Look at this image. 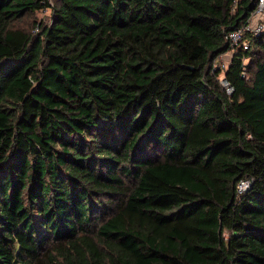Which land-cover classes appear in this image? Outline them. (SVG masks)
<instances>
[{"label":"trees","instance_id":"obj_1","mask_svg":"<svg viewBox=\"0 0 264 264\" xmlns=\"http://www.w3.org/2000/svg\"><path fill=\"white\" fill-rule=\"evenodd\" d=\"M257 1L0 0V264H264Z\"/></svg>","mask_w":264,"mask_h":264},{"label":"built area","instance_id":"obj_2","mask_svg":"<svg viewBox=\"0 0 264 264\" xmlns=\"http://www.w3.org/2000/svg\"><path fill=\"white\" fill-rule=\"evenodd\" d=\"M264 34V0H258L255 9L251 12L246 22L238 29L230 32L225 36L227 42L234 49L243 48L247 50L250 48V40L248 37H258ZM232 50V51H233ZM232 57V52L221 55L213 64V72L220 70L224 71L228 68L229 62H225L226 57ZM230 61V60H229ZM228 93L233 92V88L229 86L226 81L221 83ZM249 184L242 182L240 184V190H246Z\"/></svg>","mask_w":264,"mask_h":264},{"label":"rangeland","instance_id":"obj_3","mask_svg":"<svg viewBox=\"0 0 264 264\" xmlns=\"http://www.w3.org/2000/svg\"><path fill=\"white\" fill-rule=\"evenodd\" d=\"M49 15V11L47 10V11H45V12H39L37 15H36V17L37 18H43V17H46V16H48ZM229 60H230V57H229V55H228V57H226L225 59H224V61L225 62H229ZM224 80L223 79H221L220 80V82L222 83Z\"/></svg>","mask_w":264,"mask_h":264}]
</instances>
